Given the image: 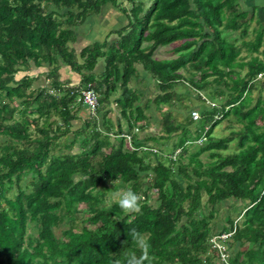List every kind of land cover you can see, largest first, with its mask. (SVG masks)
Segmentation results:
<instances>
[{"label":"trees","instance_id":"obj_1","mask_svg":"<svg viewBox=\"0 0 264 264\" xmlns=\"http://www.w3.org/2000/svg\"><path fill=\"white\" fill-rule=\"evenodd\" d=\"M108 4L124 24L76 52L78 28ZM241 8L240 0H0V264H112L132 246V229L145 234L155 264H264V25L240 47L261 58L244 61L222 36L248 35ZM177 42L176 57L154 58ZM63 67L77 84L60 81ZM41 75L48 82L37 86ZM145 83L156 93L143 100ZM176 87L184 92L174 99ZM89 88L95 116L81 101ZM192 94L215 103L197 118L191 109L184 120L173 115ZM152 106L163 135L138 142ZM231 116L239 129L214 140ZM234 140L237 151L222 154ZM108 181L142 194L141 212L105 205ZM221 235L220 250L211 239Z\"/></svg>","mask_w":264,"mask_h":264},{"label":"rangeland","instance_id":"obj_2","mask_svg":"<svg viewBox=\"0 0 264 264\" xmlns=\"http://www.w3.org/2000/svg\"><path fill=\"white\" fill-rule=\"evenodd\" d=\"M240 3H241V7H242L241 10L248 12L244 18V20H246L247 23L249 24L248 25V35L242 37L241 33L238 30L235 31V30H231V29H228V30L226 29L225 31L222 32V36H224L227 40L235 43V45L238 46L239 49H241L240 57L244 61L250 60V56L259 55V57L261 58V55L259 53L249 54V53H247V51H245L243 48H240V47H241L242 41H252V40L254 41L255 40V33H253V30L255 28L260 29L261 27H263V25H264L263 24L264 23V13L261 10V7L264 5V0H240ZM124 5L129 7V5L127 3H124ZM252 14H253V17H252V19H250ZM124 21H125V16L123 15V13H121L118 8H115L112 5L108 4L107 10L104 14H102L100 17H97L96 19L88 18L86 20V22L78 28L77 42L75 44H73L72 47L76 50V52H79L83 47H85L86 45H88L89 43H91L93 41H102L103 38L108 34V32L110 30L120 28L124 24ZM263 39H264V36H263ZM178 45H179V42L173 43V44L166 46V47H160L154 53V58L158 59V60H165V59H172V58L176 57L177 55L174 54L172 49ZM263 48H264V44L262 47L259 48V50H262ZM102 67H103L102 61L99 60L94 71L98 74L102 70ZM43 71H45V70L44 69H33L31 72H29V74L32 76H35L37 74H41ZM181 71H183V70H181ZM242 71L244 73V70H242ZM183 73H184V71H183ZM68 74L69 73L63 72L61 74L62 76L60 77V81L61 82L67 81L68 77H70ZM20 75H18V76H20ZM141 76L143 77V74ZM47 82L48 81H46L44 76L41 75L38 78V80L36 81V85L37 86L38 85H46ZM136 86L139 88V85H136ZM142 87L143 88H140V91L143 92V100L147 99V97H150L152 95L151 91H153V92L156 91L154 85H150V84L145 83ZM261 90H262L261 91V95H262V94H264V90L262 88H261ZM181 92H184L182 87H176V91L173 94L174 99L177 98ZM258 93H259V90H255L251 94L252 95L251 97L253 99H255L257 97ZM207 100L210 103H215L214 101H211L209 99H207ZM207 100H205L206 102L201 103L199 100H197V98L195 97V94H192L191 102L188 103L190 105L189 108L188 109H184L181 107L174 108L173 109V115H177V117H180L181 120H184V118L187 117V111H189L191 109L190 115L192 117L197 118L200 115V112H203V110L206 109V106L208 105ZM167 108L168 107H165V106L163 107L164 110H166ZM150 112L146 111V114H152L153 115V118H151V121H150V126L144 132H138L137 133L138 134L137 135V141L138 142H145L146 138L148 136L152 137V136H162L163 135V131H162L163 122H161V123L159 122V119L161 118L160 112L155 111L154 106H152V109ZM161 113L163 114V112H161ZM111 116H113V115H111ZM80 117H81V120L88 118V114H87V111L85 108H83L80 111ZM233 120H234V118L231 116L230 118L224 119L222 122H220L214 128V131L212 133L213 139L217 140V139L225 138V137H228L231 132L237 131L239 129V124L233 122ZM178 121H180V120L178 119ZM80 122L81 121H79L78 124H80ZM124 129H126V127H124ZM129 138L130 137H128L126 139L129 140ZM174 140L175 139L173 138L168 143H166L165 146L163 147V149L165 151H167L170 148V146ZM148 145L151 147L152 141L148 142ZM68 150L70 151V148ZM155 150H158V149H155ZM236 151H237V144H236V140H234L233 142L230 143L229 149L227 151H224L221 153L224 155H227V154L234 153ZM176 153H178V150L176 151ZM202 159L205 161L206 155H203ZM118 189H116V190H118ZM113 190H115V189L113 188L112 183L109 181L106 182L105 186H104V191H105L106 196H107V191H113ZM149 197L155 198L156 197V191H154V190L150 191ZM88 227L90 229H92L94 227V225H88ZM217 244H219L221 247H224V245H221V243H217Z\"/></svg>","mask_w":264,"mask_h":264},{"label":"clouds","instance_id":"obj_3","mask_svg":"<svg viewBox=\"0 0 264 264\" xmlns=\"http://www.w3.org/2000/svg\"><path fill=\"white\" fill-rule=\"evenodd\" d=\"M143 200L142 194L131 188H126L107 191L103 203L108 206L115 203L125 214L131 215L141 212ZM129 235L132 246L122 251L112 264H155V257L150 254L151 245L145 234L137 229H132Z\"/></svg>","mask_w":264,"mask_h":264},{"label":"built area","instance_id":"obj_4","mask_svg":"<svg viewBox=\"0 0 264 264\" xmlns=\"http://www.w3.org/2000/svg\"><path fill=\"white\" fill-rule=\"evenodd\" d=\"M81 101H82L83 105L86 107V109L88 110V113L91 116H95L96 109L98 108V98H97V95L94 92V90L91 88H89L87 90H82L81 91ZM225 238H226V235L217 236V237H214L211 240V242L214 244V246L218 247L221 250L223 247H221L217 243H221L218 241L219 239L225 240ZM221 245H222V243H221Z\"/></svg>","mask_w":264,"mask_h":264},{"label":"crops","instance_id":"obj_5","mask_svg":"<svg viewBox=\"0 0 264 264\" xmlns=\"http://www.w3.org/2000/svg\"><path fill=\"white\" fill-rule=\"evenodd\" d=\"M104 39V38H103ZM101 42V41H100ZM102 61V60H101ZM103 64V62H102ZM103 68V67H102ZM63 72L65 73H69L68 75L70 77H68V80L67 81H71V84L70 85H74V84H77L78 81H79V76L76 75L75 73L71 72L69 68H66V67H63L61 70H60V73L62 74ZM62 76V75H61ZM60 76V77H61Z\"/></svg>","mask_w":264,"mask_h":264}]
</instances>
